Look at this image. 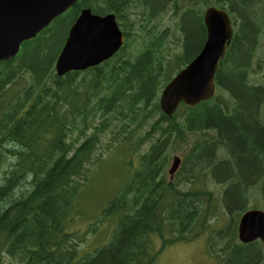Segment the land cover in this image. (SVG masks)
I'll return each instance as SVG.
<instances>
[{"label":"trees","instance_id":"1","mask_svg":"<svg viewBox=\"0 0 264 264\" xmlns=\"http://www.w3.org/2000/svg\"><path fill=\"white\" fill-rule=\"evenodd\" d=\"M197 5L223 9L235 24L215 75L232 102L224 109L216 97L192 108L180 105L167 117L159 94L206 38L204 10ZM82 8L114 14L124 43L98 66L58 77L54 62L61 48L54 52L53 39L58 25L69 29ZM169 13L178 20L179 35L162 26ZM263 40L264 0H78L24 42L16 57L0 62V264L4 255L16 264H152L159 252L147 251L151 235L161 240V251L197 237L219 218L236 237L240 213L232 212L246 202L244 187L264 169V127L256 123L257 107L235 111L233 100L264 95L248 81L252 48L264 47ZM232 86L244 90L236 93ZM184 145L189 150L168 184L166 167ZM115 149L138 164L103 212L117 216L113 237L78 253L69 214L92 172ZM189 164L198 170L187 171ZM229 179L235 183L229 186ZM199 181L223 185L222 194L195 188ZM234 253L227 264L252 262L251 250ZM220 260L226 264L227 257Z\"/></svg>","mask_w":264,"mask_h":264},{"label":"water","instance_id":"2","mask_svg":"<svg viewBox=\"0 0 264 264\" xmlns=\"http://www.w3.org/2000/svg\"><path fill=\"white\" fill-rule=\"evenodd\" d=\"M77 0H0V61L16 56L21 44L33 39ZM206 40L202 49L164 87L159 98L161 111L172 116L180 103L193 107L210 99L215 92L214 76L219 61L232 37L228 15L214 7L203 16ZM123 35L113 14H92L83 8L68 31L55 61L58 77L73 71L95 67L112 57L122 46ZM180 159H172L168 174L172 177ZM242 243L256 239L264 243V213L249 211L238 225Z\"/></svg>","mask_w":264,"mask_h":264},{"label":"rangeland","instance_id":"3","mask_svg":"<svg viewBox=\"0 0 264 264\" xmlns=\"http://www.w3.org/2000/svg\"><path fill=\"white\" fill-rule=\"evenodd\" d=\"M197 7L203 9L204 11L206 9V7L203 8L201 5H197ZM176 22L178 23L177 18L173 17L169 13L164 16L162 26H169L171 29H174V23ZM237 24L238 22H236V25ZM58 27L59 29L57 30L56 36L53 39L54 44H52V49L55 53H57L61 48L64 37L66 36L68 24L60 23ZM175 29V33L179 35L180 27ZM234 30L235 27L233 26V32ZM262 42L264 43V40L261 41V44ZM198 47L199 46H197V48ZM251 57L253 64H251L250 66V69H252V73L249 76V84L255 87L261 86L262 88H264V47L261 48L260 46H257L255 44V46H253L252 48ZM242 86L244 87V85ZM243 87L232 86L233 90L236 93L243 92ZM216 91V98L218 99L219 105L222 109H224L232 102L230 94L224 91H219L218 86L216 88ZM256 96L258 99L252 97V95L247 96L245 102H240L236 98H234V107H236L235 111H237V109L241 107V110L244 112V106L246 107V110L257 107V112L261 111V121L264 123V95L262 97H259L258 95ZM262 98L263 100L262 102H260ZM242 131L243 130L241 128H238L236 130V133L241 135ZM234 141L235 144H238L240 142V139L236 138L234 139ZM184 147L185 150L183 151L180 146H177L175 152L171 156V159L175 155L181 157L182 153L186 154L189 150V147H186L185 145ZM97 153L98 152H96V154ZM171 159L166 167V177H168ZM229 159L231 160V156H229ZM129 162H132V164H129ZM137 164L138 162L136 157H130L128 153L123 149H115L111 151L104 159V161H102L99 166H97L92 172L88 184L80 192L79 196L75 200V208L68 217L67 227L69 232L76 233L78 235L77 237L79 238L78 253L90 252V248H97L96 246L104 245L111 241L117 216L114 215L111 217H103V212L107 208L109 204L108 202L111 200V197L125 186V182L128 180V178L131 177L133 171L137 167ZM231 166H233L232 168H234V164H232ZM262 169L260 172H262ZM186 170L194 172L198 169L194 166V164H189ZM246 170L247 169H243V167H241V171L243 173ZM260 175L261 173L255 178V181L247 184L248 188L251 190V194L247 196V200L245 203H243L242 205L240 204L241 208H244V211L241 213V208H239V205L236 208V211L232 212L240 213L237 217L238 219H240L241 215L244 212L249 210L259 209L264 212V193L261 191L263 182L260 181L263 180V178L259 179ZM230 181L231 179H229V183ZM233 183H235V179L231 181V184ZM186 186L187 183H182L179 185V188L180 190H185ZM194 187L197 189L199 188L210 191L215 196H220L224 188L223 185H214L210 181H205L203 183L199 181V183L195 184ZM230 212L231 211L229 210V217L231 215ZM94 223H97L96 226H93ZM92 227H96L94 233L91 232ZM210 227H212L211 232L210 230H208L210 229ZM208 229L207 231L205 230V234L199 235L192 240L174 242L169 245H165L162 251L158 253L157 256H155L152 264H221L220 257H227V264L229 262V246L226 248L227 252L225 253V249H222V247H224V244L227 242L228 236L230 239V232L228 231L229 228L227 221L220 218L217 220L212 219L209 221ZM220 229L223 230L218 231ZM160 246L161 240L155 235H151L150 244L149 247H147L148 253L152 254L153 252H159ZM258 258L260 257H253L250 264H264V257H261V261H258ZM1 263L14 264L15 262H13L10 257L4 255L1 258ZM230 264L234 263L230 261Z\"/></svg>","mask_w":264,"mask_h":264},{"label":"flooded vegetation","instance_id":"4","mask_svg":"<svg viewBox=\"0 0 264 264\" xmlns=\"http://www.w3.org/2000/svg\"><path fill=\"white\" fill-rule=\"evenodd\" d=\"M256 123L260 127H264V123L261 121V117L258 115V112L256 113ZM264 180V169L261 172L260 178ZM255 181V180H254ZM237 249H244V250H251L253 257H264V244H261L259 240H255L253 242L247 243V244H236L235 240H231L229 242V257L231 255H235L234 252L237 251ZM232 256V257H233ZM233 263L238 264L236 261L231 260Z\"/></svg>","mask_w":264,"mask_h":264}]
</instances>
